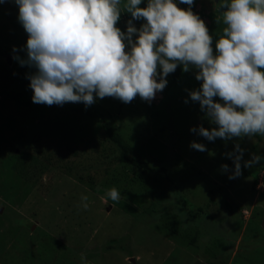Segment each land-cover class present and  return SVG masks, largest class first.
Returning <instances> with one entry per match:
<instances>
[{"label":"rangeland","instance_id":"1","mask_svg":"<svg viewBox=\"0 0 264 264\" xmlns=\"http://www.w3.org/2000/svg\"><path fill=\"white\" fill-rule=\"evenodd\" d=\"M217 3L194 0L192 7L214 52L226 27ZM118 9L123 31L131 14L124 0ZM17 13L14 0L0 4V264H82L81 256L89 264H264V160L243 166L253 153L264 156V135L208 141L190 132L215 127L198 102H184L186 89L200 84L190 69L177 80L166 76L167 96L159 91L151 103L138 95L129 103L106 96L86 108L111 120L151 166H167V178L122 163L100 167L102 151L110 149L101 117L76 111L85 108L82 102H69L74 110L62 113V105L31 101L26 73L33 69L12 59L13 46L25 56L20 48L27 39ZM56 138L77 146L71 158L91 166L93 187L74 172L43 173L47 160L40 154H50ZM193 140L206 150L190 148ZM237 143L244 149L241 174L229 179L220 165L231 172L225 154ZM113 187L118 200L107 195Z\"/></svg>","mask_w":264,"mask_h":264},{"label":"clouds","instance_id":"2","mask_svg":"<svg viewBox=\"0 0 264 264\" xmlns=\"http://www.w3.org/2000/svg\"><path fill=\"white\" fill-rule=\"evenodd\" d=\"M4 0H0V4ZM17 20L27 33L12 59L26 73L31 101L45 105L82 102L87 108L106 96L129 103L137 95L151 103L177 66L194 69L199 87L187 90L210 125L189 131L208 141L264 135V0H218L222 35L215 40L204 20L192 10L194 0H124L130 18L125 30L116 26L121 0H14ZM178 4L187 5L186 8ZM143 20L137 27L133 21ZM135 34V36H134ZM214 97L218 99H214ZM189 147L205 151L204 143ZM244 149L237 143L225 155L232 159L229 179L241 174ZM264 156L243 161L251 167ZM108 197L118 200L113 187ZM87 197H81L86 200ZM87 207V204H83ZM82 264H89L81 256Z\"/></svg>","mask_w":264,"mask_h":264},{"label":"trees","instance_id":"3","mask_svg":"<svg viewBox=\"0 0 264 264\" xmlns=\"http://www.w3.org/2000/svg\"><path fill=\"white\" fill-rule=\"evenodd\" d=\"M142 1L146 2V0H142ZM178 6L181 8H186L187 5L178 4ZM195 6H196V3H195ZM120 19H122L121 16L119 17L117 21L118 25L120 24L119 23ZM123 20H125V23H126L127 18ZM183 72L184 71L181 70V67L177 66L175 71H173L172 73H169L167 76L172 80H177ZM162 92H163V95L166 97L167 90L164 88ZM21 94H22L21 91L20 92L17 91L15 95H17V97L20 95L19 96L20 98L18 99H21L22 97ZM166 100L168 99L166 98ZM25 102L28 104L30 103L29 100L28 101L26 100ZM62 106H63L61 108L62 113H65L66 111L74 110V108H72L69 102L64 103ZM76 111L82 113L83 116L101 117L102 128L104 130L103 135L105 136V139L109 143L110 149L109 150L104 149L102 151V153H106V156L105 158L101 157L102 159H100L98 163L100 167L104 165L109 166L111 165V163H122V164L129 165L136 172H141L142 174H145V175L159 174L167 178V171H168L167 166L165 165L158 166V167L151 166L150 162L147 159L140 156V154L127 142V140H125L118 133L115 124L111 120H109L108 118L104 116L99 115V113L97 112L86 110V108L84 107H81L80 109ZM52 144L54 145L52 147L50 154L45 155L43 154V152H41L40 154L42 157H45V159L47 160L46 165H44L43 173L48 174L49 172L56 171V170H61L63 172H68V173L74 172L75 177L78 180H80L81 182L82 181L88 182L91 185V187H93V185L95 184V179L91 178V175L88 174V172L91 170V166L79 167L77 164H74L73 162L74 160L71 158L72 156L76 155V151H77L76 149H78L77 146L73 144L72 142L70 143L68 139L61 140L58 138H56V140H54ZM55 148H57V150H55ZM1 169H3V167H1ZM23 175L27 177L29 175V171L27 170V174H26V171H24ZM224 205L226 206L227 209L229 210L232 209L228 202H225ZM91 257H92V254H91Z\"/></svg>","mask_w":264,"mask_h":264}]
</instances>
